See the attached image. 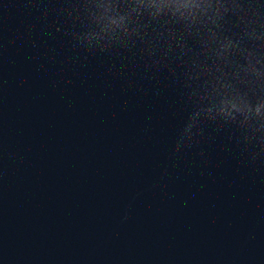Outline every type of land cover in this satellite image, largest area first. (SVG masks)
Returning a JSON list of instances; mask_svg holds the SVG:
<instances>
[{
    "label": "water",
    "instance_id": "95a60500",
    "mask_svg": "<svg viewBox=\"0 0 264 264\" xmlns=\"http://www.w3.org/2000/svg\"><path fill=\"white\" fill-rule=\"evenodd\" d=\"M104 3L0 0V264H264V121L204 111L264 68L167 13L110 38Z\"/></svg>",
    "mask_w": 264,
    "mask_h": 264
},
{
    "label": "clouds",
    "instance_id": "9594fccd",
    "mask_svg": "<svg viewBox=\"0 0 264 264\" xmlns=\"http://www.w3.org/2000/svg\"><path fill=\"white\" fill-rule=\"evenodd\" d=\"M264 0H129L126 11H116V5L110 0H105L101 12L97 15L98 29L101 32L112 34L117 31L126 36L136 34L135 28L128 29L127 21L132 14L146 13L155 16L167 13L174 21L183 25L198 24L204 29L208 40L201 39V43L208 44L212 41L215 45L211 49L214 55L226 56L233 47L239 46V50L245 61L244 65H235L231 73H221V76H240V72L246 74L251 71L260 75L259 64L264 68ZM234 17L232 24L235 30H230L229 35H222L215 29L220 27L222 19ZM171 35L172 30L166 29ZM95 33L92 37H95ZM159 36L160 33L158 32ZM235 36V42L232 37ZM84 39H90L85 34ZM119 39V36H117ZM239 70V71H238ZM243 79L242 76H240ZM219 80V77L216 78ZM204 111L210 114L213 120L220 119L231 121L237 118L247 119L254 117L257 121L255 127L250 130H260V121H264V101L257 99L249 103L235 89L227 88L223 83L214 91V97ZM196 122L189 119L183 127L182 136H191L192 128ZM179 144V140H178Z\"/></svg>",
    "mask_w": 264,
    "mask_h": 264
}]
</instances>
